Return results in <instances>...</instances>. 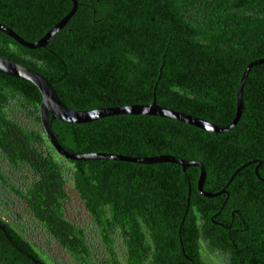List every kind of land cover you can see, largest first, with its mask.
I'll return each instance as SVG.
<instances>
[{
    "label": "trees",
    "instance_id": "obj_1",
    "mask_svg": "<svg viewBox=\"0 0 264 264\" xmlns=\"http://www.w3.org/2000/svg\"><path fill=\"white\" fill-rule=\"evenodd\" d=\"M77 1L75 14L44 47L28 48L0 30V55L45 75L74 109L156 97L220 127L232 123L245 69L264 60V0ZM73 6V0H0V22L36 41ZM41 102L34 83L0 72V188L20 197L51 241L94 264L84 230L69 216L70 182L105 239H124L129 264H206L201 240L228 264H264V62L252 66L243 113L229 131L139 114L52 123L72 152L199 160L207 171L204 191L225 189L217 196L199 190V166L184 172L174 162L63 157L45 135ZM18 110L38 126L18 118ZM11 170L23 178L13 180ZM48 257L0 215V264H51Z\"/></svg>",
    "mask_w": 264,
    "mask_h": 264
},
{
    "label": "water",
    "instance_id": "obj_2",
    "mask_svg": "<svg viewBox=\"0 0 264 264\" xmlns=\"http://www.w3.org/2000/svg\"><path fill=\"white\" fill-rule=\"evenodd\" d=\"M74 6L72 10L65 15L57 24H55L45 35L36 41H28L20 36L15 30L6 24L0 22V30L6 32L12 36L19 43L23 44L28 48H39L46 46L52 37L59 32L62 28L66 26L68 21L72 18L78 8V1L73 0ZM264 62V60H257L251 62L244 71L241 78L238 97H237V112L232 123L226 127H220L219 125L206 120L204 118L195 116L190 113L178 111L172 108L160 105L157 102V98L154 97L153 102L143 103V104H130L124 106L115 107H102L90 110L74 109L67 105L59 96L51 81L47 77L41 74L39 71L29 68L23 64L17 63L9 58L0 55V72L12 75L15 77L23 78L34 83L42 93V102L40 104L39 114L41 123L45 132V135L52 143L54 148L58 151L60 155L65 158L73 160H89V159H113V160H124L135 163H157V162H174L183 167L184 172H186L189 166H199L201 168L200 177L198 180V188L205 196H217L223 192L225 189L219 193H211L204 191V183L206 179V166L199 160H186L171 154H161L156 156L148 157H135L123 154H113L105 152H84L76 153L66 149L58 140L52 129V123L55 119H61L69 123H87L91 122L109 115L116 114H136V115H158L162 117L172 118L179 121H183L194 126L200 127L211 132H225L231 130L240 120L241 115L244 110L243 102V88L248 74L252 68L257 63ZM236 174V173H235ZM235 174L233 176H235ZM5 229V226H2ZM37 264H42L40 261H36Z\"/></svg>",
    "mask_w": 264,
    "mask_h": 264
},
{
    "label": "rangeland",
    "instance_id": "obj_3",
    "mask_svg": "<svg viewBox=\"0 0 264 264\" xmlns=\"http://www.w3.org/2000/svg\"><path fill=\"white\" fill-rule=\"evenodd\" d=\"M16 115L30 127L38 126L28 111L18 110L16 111ZM11 173L13 174V180H21L23 178L17 171L11 170ZM68 190L70 193V198L67 201L69 216L84 230L86 241L91 249V262L94 264H115L114 261H116L118 264H129L124 239L120 235H111L113 242L109 243L105 239L98 222L86 210L83 201L70 182ZM5 201L10 203L9 211L4 209L6 207ZM16 213L22 214L23 217L19 223L16 220ZM0 215L7 218L10 223L25 230L28 238L34 240L38 245L45 247L50 255L48 258H50L51 261L49 262L51 264H83L81 257L51 241L52 239L41 228L36 226L35 221L28 214L20 197L5 187L0 188ZM48 241H51L49 245H47ZM201 244V253L206 264H228L227 258L219 252L211 251L204 240H201Z\"/></svg>",
    "mask_w": 264,
    "mask_h": 264
},
{
    "label": "built area",
    "instance_id": "obj_4",
    "mask_svg": "<svg viewBox=\"0 0 264 264\" xmlns=\"http://www.w3.org/2000/svg\"><path fill=\"white\" fill-rule=\"evenodd\" d=\"M3 218L5 219V217L3 216Z\"/></svg>",
    "mask_w": 264,
    "mask_h": 264
},
{
    "label": "flooded vegetation",
    "instance_id": "obj_5",
    "mask_svg": "<svg viewBox=\"0 0 264 264\" xmlns=\"http://www.w3.org/2000/svg\"><path fill=\"white\" fill-rule=\"evenodd\" d=\"M19 34V33H18ZM20 35V34H19ZM21 36V35H20Z\"/></svg>",
    "mask_w": 264,
    "mask_h": 264
}]
</instances>
